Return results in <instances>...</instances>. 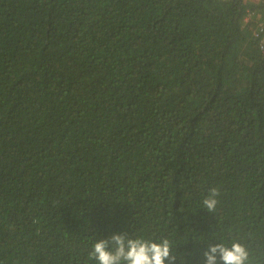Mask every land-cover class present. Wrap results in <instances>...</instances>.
Instances as JSON below:
<instances>
[{"label": "trees", "instance_id": "obj_1", "mask_svg": "<svg viewBox=\"0 0 264 264\" xmlns=\"http://www.w3.org/2000/svg\"><path fill=\"white\" fill-rule=\"evenodd\" d=\"M263 7L0 0V264H264Z\"/></svg>", "mask_w": 264, "mask_h": 264}, {"label": "built area", "instance_id": "obj_2", "mask_svg": "<svg viewBox=\"0 0 264 264\" xmlns=\"http://www.w3.org/2000/svg\"><path fill=\"white\" fill-rule=\"evenodd\" d=\"M263 13H264V7H263ZM250 13H247L243 17V21H247L249 19ZM253 37L256 40L257 47L259 51L264 55V17L257 23L256 29L253 31Z\"/></svg>", "mask_w": 264, "mask_h": 264}, {"label": "crops", "instance_id": "obj_3", "mask_svg": "<svg viewBox=\"0 0 264 264\" xmlns=\"http://www.w3.org/2000/svg\"><path fill=\"white\" fill-rule=\"evenodd\" d=\"M253 1H257V0H253Z\"/></svg>", "mask_w": 264, "mask_h": 264}]
</instances>
